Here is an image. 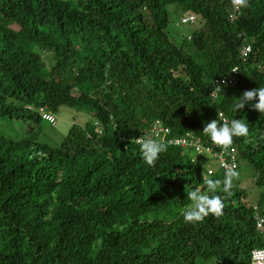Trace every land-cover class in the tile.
Instances as JSON below:
<instances>
[{
  "label": "trees",
  "instance_id": "16d2710c",
  "mask_svg": "<svg viewBox=\"0 0 264 264\" xmlns=\"http://www.w3.org/2000/svg\"><path fill=\"white\" fill-rule=\"evenodd\" d=\"M176 25L190 31L176 39ZM257 87L264 0H0V264H251L264 114L235 104ZM220 114L249 125L233 138L238 176L213 193L222 216L186 223V192L225 176L202 132ZM149 136L168 143L154 166ZM189 139L199 155L176 144Z\"/></svg>",
  "mask_w": 264,
  "mask_h": 264
},
{
  "label": "clouds",
  "instance_id": "9594fccd",
  "mask_svg": "<svg viewBox=\"0 0 264 264\" xmlns=\"http://www.w3.org/2000/svg\"><path fill=\"white\" fill-rule=\"evenodd\" d=\"M233 6L236 8H244L248 6V0H232ZM226 86V85H224ZM216 88H223V86H218ZM248 106L250 110H255L259 114H264V87H257L252 90H248L243 92L239 98L237 99V102L235 104V109L243 110L245 107ZM221 117V123H218V121L212 120L210 122H207L203 126L202 132L204 135L210 138L211 142L222 146V149L219 153H216L215 155H223L226 156L225 153L222 154L224 151L223 147L230 146L235 149V162L237 163V166L239 164L238 157L239 152L238 148L233 142L234 137H247L249 135V125L245 122L246 119L240 118V119H231L229 122L227 121L226 116H223V114L219 115ZM200 145V143L198 142ZM183 147H191L193 148L196 155H199L196 149L193 146H183ZM142 157L144 162L149 166H154L156 161L159 159L160 154L166 152L168 150V143L155 138L154 136H149L148 138L144 139L141 142L140 145ZM212 151L209 152V154ZM227 157V156H226ZM216 159L219 170L224 171L225 176L224 179L221 180H214L211 177H209L206 180V187L207 192L203 191L200 188H194L189 189L186 194L187 198L190 201V204L183 209L182 216L186 223H197V222H203L206 217L213 215L216 217H220L223 215V208L224 203L219 195H214L218 189V187L222 188L221 190L224 193H229L231 188L233 187V179L238 176V173L236 172L237 168L235 170L228 169L225 170L221 166V162L219 159L213 157ZM212 161V159L207 160ZM226 162H231V158L227 157L225 158ZM207 174L209 176H212L214 174V169L212 167H207ZM257 218L263 220V229H264V219L260 216ZM258 219V220H259ZM258 228V223H257ZM264 234V231L263 233ZM262 240L264 241V237H262ZM264 250V247L261 249H254L251 253V264H252V254L256 251ZM258 264H264V253L258 254L257 256Z\"/></svg>",
  "mask_w": 264,
  "mask_h": 264
},
{
  "label": "built area",
  "instance_id": "2783aa9c",
  "mask_svg": "<svg viewBox=\"0 0 264 264\" xmlns=\"http://www.w3.org/2000/svg\"><path fill=\"white\" fill-rule=\"evenodd\" d=\"M194 21H195V16H189V17L183 19V23H188V22L193 23ZM248 52L249 51H247V50L245 52L243 51V53H244L243 55L246 56ZM43 119L46 120V121H48V122H50V123H54V121H55L54 116L51 115V114H45L43 116ZM160 131H163V130L160 129ZM167 131L168 130H164L165 133H167ZM176 144L177 145L180 144V146H193L198 153L200 152V149H201V147L198 144V142H195L192 139H189V141L188 140H184V141H181V142L176 143ZM223 149H224V151L222 152V154L225 153V155L227 157L231 158V162H229V163L226 162L225 161V158H227V157L226 156H223L221 154L214 155V157L220 160L221 166L225 170H228V169L235 170L237 168V163L235 162V149L232 148L231 145L230 146H227L226 148L223 147ZM208 151L210 152V150H208ZM258 230L261 233H263V231H264V229H263V220L262 219H259L258 220ZM261 253H264V250L263 251L262 250L256 251V252H254L252 254V264H258L257 256H258V254H261Z\"/></svg>",
  "mask_w": 264,
  "mask_h": 264
},
{
  "label": "rangeland",
  "instance_id": "374dc122",
  "mask_svg": "<svg viewBox=\"0 0 264 264\" xmlns=\"http://www.w3.org/2000/svg\"><path fill=\"white\" fill-rule=\"evenodd\" d=\"M172 21H174L176 24H179V23H177V17H175V16L172 17ZM171 28L176 33L178 32L177 35H176V39L179 38L178 35L181 36L182 33L183 34L184 33L186 34V33H188L190 31L187 27L180 26V25H178V26L177 25L176 26H170V29ZM64 114H65L64 117H67V116L70 117V115L72 114L71 109H69V110L67 109V112L65 111ZM59 120H60V117H59ZM43 126H44L45 132H47L48 136L49 137H50V135L52 136V133H51L52 132L51 125H49L48 123H43ZM52 140H53V142H59V138L57 136L50 137V140L49 141H52ZM205 162L208 163V164H210L212 166V168L215 169V167H216V164L215 163H212V162L206 161V160H205ZM252 175H253V169L250 168V167H248V166H243L241 168L240 173H239L240 185L242 184V187H245V185L247 184V182H249L250 184H252V181L253 180H252V178H250Z\"/></svg>",
  "mask_w": 264,
  "mask_h": 264
}]
</instances>
